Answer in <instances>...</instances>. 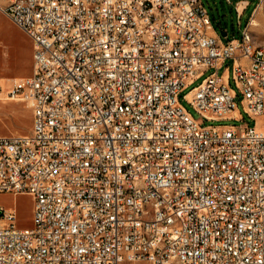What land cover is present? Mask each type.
I'll use <instances>...</instances> for the list:
<instances>
[{"label":"built area","instance_id":"1","mask_svg":"<svg viewBox=\"0 0 264 264\" xmlns=\"http://www.w3.org/2000/svg\"><path fill=\"white\" fill-rule=\"evenodd\" d=\"M263 4L227 41L202 0L0 4L33 42L6 90L33 127L0 134V193L35 197L30 228L0 203V264H264ZM208 69L196 118L180 93ZM238 92L257 123H204L242 120Z\"/></svg>","mask_w":264,"mask_h":264},{"label":"rangeland","instance_id":"2","mask_svg":"<svg viewBox=\"0 0 264 264\" xmlns=\"http://www.w3.org/2000/svg\"><path fill=\"white\" fill-rule=\"evenodd\" d=\"M8 0H0V4H5ZM208 9L212 23L215 29L222 36L224 41L233 37H241L245 26L250 17L254 14V7L258 0H248L249 5L239 16L235 5L236 0L229 2L228 0H202ZM262 14L258 15L260 25L251 27L255 40L259 44H264V4L261 6ZM223 31H227L223 35ZM33 42L29 35L15 24L6 14L0 11V134L11 135L17 133H28L33 127V110L22 100L10 99L6 95L7 88L13 83L16 77H23L31 74L33 62ZM232 59H227L220 72L232 73ZM229 69H228V68ZM213 69H208L200 77L194 79L180 93L181 103L192 112L196 118L201 115L192 107L185 99L184 94L194 86L199 85L202 80L212 72ZM231 86L237 89L233 79L230 80ZM242 94L238 92L235 100L237 110L243 113L244 118L241 119H220V120H205L208 124H236L249 123L253 125L259 120L250 117L244 112L241 102ZM0 203L7 208H16L18 216V225L23 228H30L34 225V207L35 197L29 193H0ZM121 264H150L146 260L123 261Z\"/></svg>","mask_w":264,"mask_h":264},{"label":"bare ground","instance_id":"3","mask_svg":"<svg viewBox=\"0 0 264 264\" xmlns=\"http://www.w3.org/2000/svg\"><path fill=\"white\" fill-rule=\"evenodd\" d=\"M263 12L261 11L260 8H258V10L256 11L254 17H253V22H254V25L258 26L260 25V20L258 18V15L262 14Z\"/></svg>","mask_w":264,"mask_h":264},{"label":"water","instance_id":"4","mask_svg":"<svg viewBox=\"0 0 264 264\" xmlns=\"http://www.w3.org/2000/svg\"><path fill=\"white\" fill-rule=\"evenodd\" d=\"M223 35H226L227 34V32L226 31H223V33H222Z\"/></svg>","mask_w":264,"mask_h":264},{"label":"crops","instance_id":"5","mask_svg":"<svg viewBox=\"0 0 264 264\" xmlns=\"http://www.w3.org/2000/svg\"><path fill=\"white\" fill-rule=\"evenodd\" d=\"M31 54H32V56H33V52H32ZM32 64H33V62H32Z\"/></svg>","mask_w":264,"mask_h":264}]
</instances>
